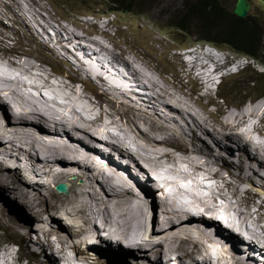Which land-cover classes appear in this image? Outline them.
I'll return each mask as SVG.
<instances>
[{
  "label": "bare ground",
  "instance_id": "1",
  "mask_svg": "<svg viewBox=\"0 0 264 264\" xmlns=\"http://www.w3.org/2000/svg\"><path fill=\"white\" fill-rule=\"evenodd\" d=\"M16 20L17 16H12L10 21ZM97 23L103 30L109 22L91 24ZM0 29L8 31L1 20ZM24 32V36L30 35ZM70 33L63 30L69 38L61 44L68 56L62 48L58 54L69 59L71 67L88 80L81 81L65 61L68 71L58 75L75 83L76 89L59 82L61 98L46 90L49 85L31 84L34 80L28 83L0 67V193L8 206V214L0 213V218L18 230L21 224L12 221L16 210L28 225L35 224L17 255L11 248L13 242L0 237L4 241L0 264H30L23 260L28 256L39 264H94L100 256L99 261L111 264H241L236 260H240L239 253L247 255L243 256L248 264H258L253 261L256 256L264 263V198L243 187L254 181L264 185V99L251 105L228 104L223 109L210 95L217 73L222 79L235 73L232 68L239 70L234 61L199 46L182 48L174 56L184 67L182 74L197 84L195 94L201 89L195 101L182 91V95L179 90L171 93L169 86L174 88V83L164 78L156 81L136 66L134 56L119 55L111 43V47L105 41L94 45L95 39L87 43L80 32L70 42ZM3 35L1 31L0 43ZM85 37L91 38L90 34ZM49 38L55 46L60 37ZM41 50L50 55L45 47ZM9 52L14 56L9 60L36 59L28 50H20L16 39ZM90 82L97 83L99 90L92 86L91 92ZM131 83L142 89L132 92ZM86 89L94 100L85 94ZM72 90L83 98L88 115L66 100ZM205 98L216 106L217 113L208 111L207 104L201 105ZM9 118L14 120L12 125ZM27 127L37 135L25 130ZM214 146L233 157L237 150L235 163L223 162ZM174 151L183 158H177ZM96 157L109 164L111 160L120 171L101 168ZM121 169L130 180L121 175ZM221 169L228 171V177ZM72 176L83 179V185L72 188L68 184L66 194L53 190L59 181ZM152 197L155 209L148 222L146 199ZM245 199L254 205V212L243 209ZM222 201L224 207L219 206ZM259 211L262 219L253 220ZM217 220L225 224L218 233L225 236L224 231L232 230L226 235L236 256L228 257L216 242L208 246L206 235L186 227L193 223L217 226ZM259 230L263 233L260 237ZM31 237L32 244L27 241ZM28 247L38 249L44 258L38 259ZM193 255L195 259L182 262Z\"/></svg>",
  "mask_w": 264,
  "mask_h": 264
},
{
  "label": "rangeland",
  "instance_id": "2",
  "mask_svg": "<svg viewBox=\"0 0 264 264\" xmlns=\"http://www.w3.org/2000/svg\"><path fill=\"white\" fill-rule=\"evenodd\" d=\"M184 1L185 0H136V3H138L136 4L138 8L137 11L133 13H128V14L118 13L115 15H111L109 12L106 11L105 0H96V2L90 1L88 3L84 1L80 2V0H0V20L3 22V25L8 28V31H4L0 29V33L2 31V35L4 34L3 35L4 42L0 43V48H1L0 49V60H1L0 67L8 72H11L17 75L18 77L22 79H26L25 81H27L28 83L34 80V83L32 81L31 84H35L37 86H39L40 84L41 85L44 84L45 86L49 85L50 87H46L48 88L46 90H48L49 93L52 92L58 98H61L60 97L61 92H59L60 91L59 88H61L60 86L61 82H64L67 85L68 89L70 90L74 88L76 89L75 83L71 82L69 79L61 78L58 75L60 73H63L61 72L63 70L65 72L68 71L66 69L67 66L65 65V61L67 62L68 67H70V69L77 75L78 78L81 79V81L84 82L88 80L86 78L81 77L82 76L81 73H78L77 70L71 67L72 62L69 59L62 57L61 55L58 54L59 48L60 49L62 48L63 49V50L61 49L62 52H64V54H66L67 56L69 54L68 53L69 51L67 52V49H64L61 46V44L65 43L66 41L65 38L66 37L69 38L67 34H63V30L65 32V30L67 29L69 32H71L70 42L75 41L76 36H74V34H77L78 32H80L81 36L84 37L83 39L87 43L91 42V40L93 42L94 41L93 39H95L94 45H97V46L100 45L98 41L100 42L105 41L107 42L108 45L109 43H111L113 46V51L117 52L119 55H123L124 57L134 56V58L136 59V63H135L136 66L137 67L141 66L140 67L141 71L143 72L145 69L146 74H149L150 76L153 75L152 77L155 78L156 81L161 82V80L164 78L166 79L165 81L174 83V88L169 86V91L171 93H174L176 90H179L181 95L183 92L184 94L191 96V98L196 101L199 98L201 89H198V91L195 94L194 88H196L197 84H194V81L191 80V78H187V76L184 73L182 74L184 67L182 63H180L181 61H179L178 58L174 57L175 55H177V53L180 52L182 48H185L188 46L194 47L196 46L195 43H197L195 41V37L193 36L194 34H196L195 30H196L197 22L194 20L187 19L188 16L186 12L183 10L184 4L186 2H192V0H186L185 2ZM224 3L226 6V11L231 12L233 11L235 7L236 0H227ZM94 7L97 9L94 10L93 12H90L92 13V17L81 19L78 16L80 13L91 11V9ZM102 15L104 16V19H102ZM12 16H15V17L17 16L18 18V20H16V23L18 21L17 24L13 23V21H10L12 20ZM247 17L254 19V21L260 26V34L264 39V0H250V9L248 11ZM63 19H65L66 21H64ZM179 19H184L185 22L189 24V26H187L188 27L187 32L181 33V31H176L174 29H170L167 27V26H171V27L175 26L177 22L179 21ZM106 21L109 23L107 24V27H105V29L103 30L100 27V23H97V25L91 24V23L94 24V22H106ZM106 28H108L109 30ZM24 30H27L28 33H30V35L26 34L24 36V33H25ZM15 31H16V34H15ZM19 31H21L23 35H20ZM47 32H49L50 34H48ZM217 32H220V30L217 29L214 31V33H217ZM89 34L92 39L85 37V35L89 36ZM48 35L51 37H55V38L60 37L58 41H55L56 43L55 46H54L53 40L50 42V38ZM30 36H32V39ZM219 38L221 39V36ZM6 39H8L9 41H7ZM15 39L18 45L20 46V50H28L27 54L31 55L32 58H36V59L33 60L29 58V60H22L18 58L16 60H9L10 58L14 57L13 54L9 52V48L12 47V43H14ZM43 42L44 43L47 42L48 45L44 44ZM35 44L39 46L41 49H43L44 47L48 49L50 51L51 56L48 53H45L41 49L39 51ZM109 46L111 47V45ZM220 50L224 52H222L221 54L218 53V57H220L219 55H222V57L225 56L227 57V59L229 58L228 61H234L233 65L235 67L238 66V68H240L241 71L235 75L232 74L231 72L229 73V74H232L231 76H226L222 78L223 81L221 85L218 87V90L220 91V94L224 97V101H219L215 97L214 88H213L210 95L215 99V101L219 103L223 107V109H226L229 106L228 104L235 103L236 105H243V104L251 105V104H255L256 101L259 99H262V98L264 99V45L262 47V50L260 52H257L259 53L262 64H259L258 61H249V59H247V66L249 67L246 66L245 69L242 68L241 65L239 66L238 62H235L237 61L238 58H240V56L234 53L233 51H231L228 46H223L221 47ZM186 58L187 57H185L184 59L186 60ZM19 63L21 65H17ZM49 65L55 71L49 69L48 68ZM147 66L151 68V71L147 69ZM42 67L45 68L46 70L43 69ZM215 68H217V66ZM232 69L236 70V68H232ZM157 73L158 74L160 73L161 75L159 74L158 76ZM179 74H182V75H179ZM178 75L180 76V78H177ZM40 76L41 78H39ZM64 76L71 77L68 74H65ZM216 77H217V80L220 79L218 73L216 74ZM57 82L58 83L60 82V83L58 84ZM89 84H88L89 86L88 89L90 91H91L92 86L96 87V89L99 90L97 83L90 82ZM131 86H132L131 90L132 92L134 91V93H136L137 90L140 91V88L142 89V87L140 86L135 87L136 86L135 83H131ZM180 88H182V90H180ZM88 89L84 90L85 94H87L94 100V97L90 94ZM74 91L75 90L71 91L70 96L66 98V100L68 101L71 100L70 102L75 106V108L80 109L83 114L88 115V113L84 111L83 106H82L83 98L76 95ZM106 97L109 98V95L106 94ZM95 101L98 104V106H100L99 97L95 99ZM209 101L210 100L208 98H205L202 100L201 105L205 106V104H207V106H209L207 107L208 111L217 113L218 111H217L216 106L215 107L211 106L212 104ZM86 107L88 109L90 108L88 104H86ZM53 108H56V106H53ZM195 109L201 115L203 114L201 113L203 112L201 108L196 106ZM1 112H2V109L0 108V113ZM3 113L5 117V112L3 111ZM260 116L262 117L263 115L261 114ZM0 119H1V116H0ZM13 121H14L13 119L9 118V122L11 125L13 124L12 123ZM26 129H30V127H27ZM227 146H229L230 148H233V144H228ZM214 148L220 149L218 146H214ZM174 152L177 158L179 156H180L179 159L183 158V154L177 153L176 151ZM229 154L231 155V153ZM104 161L108 162L107 160H104ZM110 162L111 164H113L111 160ZM127 164L131 165L129 160H127ZM116 165L117 164L111 165V166L113 167L115 166L114 169H117L118 171H120L119 169L120 167ZM181 165L187 167L185 163H181ZM101 166L102 165H100V167ZM101 168H105V167L102 166ZM130 169L132 170L131 167ZM121 170L123 171L121 172V174L125 176V178H128L130 180L127 172H125L123 169ZM133 171L136 172V168H134L132 172ZM221 171L222 173L223 171H225L226 174L223 173V175L224 176L227 175L226 177H228V171L223 170V169H221ZM160 172L161 171L159 170V173ZM61 181L66 183L67 185L69 184L72 188H79L83 185V179L76 178L74 176L68 179L61 180ZM253 183L250 185H244L243 187L250 189L252 193L260 194L264 198V193H263L264 185L262 186V184H258L256 181H254ZM131 184L134 185V183H131ZM69 188L70 187H68L67 189V193L69 191ZM256 188H259L260 190ZM53 190L55 191L54 187H53ZM42 193H45V192H42ZM154 200L155 198L152 197V206L150 208V211L148 213V218H147L148 222H151L153 211L155 209L153 205ZM6 201L7 199H5V197H3V194L0 193V213L1 214H8L7 213L8 206H7ZM244 202H245L243 206L244 210H247V209L251 210V208L254 207V205L251 202H248V199H245ZM148 203H150V200ZM219 206L224 207V202L222 201V203H220ZM161 210H163V207H161ZM255 210L256 208H254V210L252 209L251 211L254 212ZM263 210L264 208L261 209V211ZM261 211H259L258 213L254 215L253 220L256 221L258 219H262L261 215L259 214ZM14 212L12 214V217H13L12 221L14 220L13 222H16V225H18V223L21 224L20 226H18L20 228H18L17 230L9 223L5 224L4 221L1 220L0 218V237L5 238L9 242H13L11 243V248L13 249V252L17 255L19 253L18 251H20L22 242L25 240L27 233L30 232L31 227L35 226V224L32 225L33 223H31L30 225H28L27 221H24V218L19 215V211L14 210ZM192 212H195V210L193 209ZM68 222L72 223L70 221ZM259 224L263 225L262 223H259ZM259 234H263V233H261V231L259 230L257 231L258 237H260ZM203 235L205 236V234ZM40 237L41 236H39L38 239ZM205 238L210 241L209 243H207L206 241L208 246L211 245L210 244L211 242H215L206 236ZM27 241L30 244H32L34 241V237H31ZM3 243L4 241L0 240V248L3 246ZM14 243H18L19 248L14 247L13 246ZM238 244L240 243L238 242ZM29 249L31 252L34 250L33 251L34 253L32 252L33 254H35L34 256H38L37 254L39 252L38 249H35L34 247H30ZM102 253H104L108 258L110 259L112 258V256H110L108 252L104 251ZM220 253L221 255H223L221 250H220ZM23 254H21V256ZM239 254L247 256L244 253H239ZM256 258L257 260H253L252 258L251 259L253 261H258V264H264L259 261L261 260L260 259L261 257H256ZM150 259L154 260L153 257H150ZM189 259H195V256L193 255L190 257H186L182 260V262L189 261ZM99 260H102L101 256ZM132 260L133 259H131V263H134L132 262ZM236 260H238L241 264H246L240 261L239 259H236ZM20 261L23 262L21 260V257H20ZM137 262L140 264L139 261ZM97 264H111V263H109L108 261H104V262L99 261ZM115 264H125V263L123 261H119L118 263H115Z\"/></svg>",
  "mask_w": 264,
  "mask_h": 264
},
{
  "label": "trees",
  "instance_id": "3",
  "mask_svg": "<svg viewBox=\"0 0 264 264\" xmlns=\"http://www.w3.org/2000/svg\"><path fill=\"white\" fill-rule=\"evenodd\" d=\"M105 1L108 9L112 6L114 10L121 12H132L138 4L136 0ZM183 10L188 16L187 19L197 22L196 32L200 39L208 40L217 46L226 45L240 54L260 60L257 52L262 50L264 39L260 34V26L254 19L237 18L232 11L227 12L225 3L219 0H192L184 4ZM187 26L184 19L176 24V28L180 30H186ZM217 29L220 32L214 33Z\"/></svg>",
  "mask_w": 264,
  "mask_h": 264
},
{
  "label": "clouds",
  "instance_id": "4",
  "mask_svg": "<svg viewBox=\"0 0 264 264\" xmlns=\"http://www.w3.org/2000/svg\"><path fill=\"white\" fill-rule=\"evenodd\" d=\"M82 1H84V2H86V3H88V2H90V1H95L96 2V0H80V2H82ZM219 1H223V2H225V1H227V0H219ZM249 3H250V0H249ZM235 5H236V3H235ZM105 8H106V11L107 12H109L111 15H115V14H128V13H133V12H135V11H137L138 10V8H137V6H136V9H134L132 12H121V11H116V10H114L113 9V7L111 6L109 9H108V5H107V1H105ZM97 8H92L91 9V11H87V12H85V13H80L78 16L81 18V19H83V18H90V17H92V13H90V12H93L94 10H96ZM249 9H250V7H249ZM234 10V9H233ZM249 11V10H248ZM232 13H233V11H232ZM247 14H248V12H247ZM238 18V17H237ZM245 18H249V17H247V15H246V17ZM245 18H240V19H245ZM102 19H104V16L102 15ZM64 21H66L65 19H63ZM107 22V21H106ZM182 22V19H179V21L177 22V23H181ZM102 23V22H101ZM188 24V23H187ZM188 26H189V24H188ZM168 28H170V29H174V30H176V31H181V33L182 32H187V29H188V27H187V29L186 30H180V29H178V28H176V25L175 26H173V27H171V26H167ZM108 29V28H107ZM109 30V29H108ZM197 31V29L195 30V33L196 34H194L193 36L195 37V41L197 42V43H195L196 44V46H194V47H197V46H199V47H201V48H205V49H208V50H210V51H212V52H217V53H219V54H221L222 52H224V51H221L220 49H221V47H223V46H226V45H222V46H217L216 44H214V43H211V42H209L208 40H205V39H200L198 36H199V34L196 32ZM193 47V48H194ZM191 48V47H190ZM192 48V49H193ZM230 48V47H229ZM230 50L231 51H233L234 53H236L237 55H239L240 56V58H238L237 59V61H235V62H238L241 66H242V68H246V66H247V59H249V61H258L259 62V64H262V62H261V60H255V59H253L252 57H250V56H247V55H244V54H240V53H238V52H236V51H234V50H232L231 48H230ZM85 53H89L88 51H85ZM247 67H249V66H247ZM49 69H51V70H54L53 68H51V66L49 65V67H48ZM55 71V70H54ZM241 70H240V68H239V70H235V73H234V75L235 74H238L239 72H240ZM60 72V71H59ZM222 81H223V79H218L217 80V83L214 85V95L217 97V99L219 100V101H224V97L220 94V91L218 90V87L221 85V83H222ZM211 88H213V87H211ZM211 106H213V107H215L214 105H211ZM25 130H28V131H31V132H33L34 134H36L37 135V133H35V131H33V129H25ZM215 153H217V155L221 158V160H223V161H227V162H232V163H235V158L234 157H236L237 156V154L239 153L237 150H234V157L233 156H231L225 149L224 150H220V149H218V148H215ZM96 159H97V161H98V163L99 164H102V166H104L105 168H109V169H111L113 172H115V171H118V170H114L113 168V166H111L109 163H106L104 160H102V158H100V157H96ZM122 175V174H121ZM123 176V175H122ZM61 185H65L66 186V188L68 189V185L66 184V183H64V182H62V181H59L56 185H54V188H55V191L57 192V193H59L58 191H57V187L58 186H61ZM61 194H63V193H61ZM146 197V196H145ZM149 200H150V203H148V204H146L147 205V208H148V213H149V208H151V206H152V200L151 199H149V198H147L146 199V201L147 202H149ZM217 222H218V224H217V226H215V224H213V225H211V226H207V225H202V224H198V223H193V224H187L186 225V227L187 228H194V229H197L198 231H200V232H202L203 234H205L206 236H208V237H211L216 243H217V245L219 246V248L222 250V251H225L227 254H228V256L229 257H233V256H236V252L234 251V249H233V247H232V250L230 249L231 248V242H229V238H228V236L226 235V233H227V231H229V232H231L232 230L229 228V229H227L226 231H224V234H225V236H223L222 234H220V233H218V230H220V228L221 227H223L225 224H222V222H220L219 220H217ZM67 223L68 224H70L68 221H67ZM219 235V237L218 238H215L214 236L215 235ZM240 243V242H239ZM243 245V244H242ZM14 246L15 247H17V248H19V244L18 243H14ZM238 246H240V247H242L240 244H238ZM19 250V249H18ZM244 250V249H243ZM234 254V255H233ZM241 257H240V261H242V262H246V260H245V257H243V255H240ZM255 256H256V254H255ZM37 257H39V259H43L44 258V255L43 254H41L40 252L38 253V256ZM257 257V256H256ZM24 261H30L31 262V264H39V262H36L35 261V259L32 257V256H28V257H24V259H23ZM247 263V262H246Z\"/></svg>",
  "mask_w": 264,
  "mask_h": 264
},
{
  "label": "water",
  "instance_id": "5",
  "mask_svg": "<svg viewBox=\"0 0 264 264\" xmlns=\"http://www.w3.org/2000/svg\"><path fill=\"white\" fill-rule=\"evenodd\" d=\"M249 7H250L249 0H236V5L234 7L233 14L238 18H245L249 10ZM57 191L59 193L66 194L67 188L65 185H61L57 187Z\"/></svg>",
  "mask_w": 264,
  "mask_h": 264
}]
</instances>
